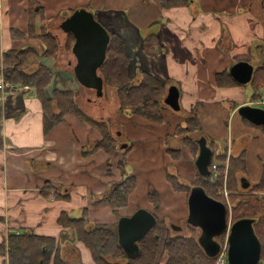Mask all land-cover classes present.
Masks as SVG:
<instances>
[{
	"label": "crops",
	"instance_id": "obj_1",
	"mask_svg": "<svg viewBox=\"0 0 264 264\" xmlns=\"http://www.w3.org/2000/svg\"><path fill=\"white\" fill-rule=\"evenodd\" d=\"M29 1L36 2L42 9L41 17L35 21L38 33L40 27L47 24L57 40L55 24L60 25L71 10L85 5L84 8L94 12L99 23L123 40L129 58L128 71L145 70L157 80H167L178 88L180 110L174 112L164 104L162 124H151L137 116L119 113L113 94L110 95L113 99L108 96L110 101L102 100L101 104L106 108L110 106V113L105 111L98 116L90 111L89 97L93 90L76 86L73 73L60 67L61 49L55 62L42 59L54 77L44 90L46 98L51 97L55 87L60 89L59 85L68 83L72 87L69 90L78 93L75 99L83 112L93 119L109 121L111 136L117 140L118 148L108 155L92 150L100 139L99 132L70 114L44 134L41 105L34 90L21 87L16 93L5 95L0 101V243L16 232L56 237L59 233L56 220L61 212L73 213L79 218L86 209L89 227L117 225L120 217L130 216L128 204L113 209L106 202L105 194L110 184L121 176L117 161L133 146L127 143L128 139L139 138V134L148 140L154 136L165 141L177 140L188 147L192 159L198 155L195 141L203 136L207 143L212 141L211 160L218 166L221 163L215 158L222 153L226 158L230 146L229 160L237 159L243 152L247 155L246 176L237 174L236 189L247 187L242 186L243 181L253 184L259 180L264 162V135L245 123L237 111L240 106L255 102L251 101L252 86L228 83L220 87L214 79L222 72L229 76L230 65L239 61L249 62L258 77L259 72H264V0H87L86 3L84 0H50V4L48 0V7L44 0H0L3 27L0 59L4 51L19 48L21 40L40 49L36 39L25 37L12 42L10 36L13 29L26 31ZM79 3L83 4L77 6ZM6 30L10 40L4 41ZM150 34L155 35L159 46V53L152 57L143 53L141 44ZM175 115L180 117L175 118ZM193 116L200 124L195 131L173 133L177 125L185 124L184 120ZM228 116H231L230 130L225 119ZM187 137L188 142L183 143ZM217 141H223L224 146L214 152L213 144ZM176 151H179L177 158L182 157L178 147L167 152L173 160ZM196 171L192 177L185 176L187 181L195 179ZM180 181L184 184L183 179ZM55 194L61 198L55 199ZM69 242H64L61 248V256L67 264H93L82 244ZM3 261L6 264L1 257L0 264Z\"/></svg>",
	"mask_w": 264,
	"mask_h": 264
},
{
	"label": "trees",
	"instance_id": "obj_2",
	"mask_svg": "<svg viewBox=\"0 0 264 264\" xmlns=\"http://www.w3.org/2000/svg\"><path fill=\"white\" fill-rule=\"evenodd\" d=\"M180 1L181 0H177ZM27 10V26L26 31L21 32L13 29L10 36L13 40L29 38L36 39L40 43V49L33 46L8 49L4 51L0 59V71L6 82L16 84L20 87H27L34 90L41 105L42 113V130L44 134L51 131L56 125L60 124L66 115H73L87 122L91 127H95L100 134V139L95 142L92 150H101L105 154H110L118 148L117 140L112 137L109 122L100 121L89 117L80 109L76 102L77 92L69 89L54 88L50 98H46L44 90L53 81L51 69L47 67L41 60L49 59L55 62L58 58L60 47L55 35L47 28L40 27L38 33V24L36 19L41 17L42 9L36 3L29 1ZM71 10L68 14H70ZM107 32L110 35V43L108 44L105 62L99 69L104 86L106 89L114 91L117 98L119 113L137 116L145 122L151 124H162L164 97L170 83L166 80L161 82L156 77L147 73L145 70L136 69L129 70V58L123 40L113 32ZM74 40L70 34H67L63 49L70 52ZM155 35L150 34L142 39L143 53L152 57L159 53V46L156 44ZM31 67H34L31 69ZM225 72L215 75L217 86L226 87L239 86L230 79ZM250 86H252L251 101H257L264 90V75L256 76V72L251 78ZM223 82V83H222ZM177 85V84H176ZM171 86V85H170ZM245 123L252 128L257 129L264 135V128L255 125L246 118L240 117ZM196 116L185 119V124L177 125L173 133H183L195 131L199 127ZM189 138H184L186 143ZM192 142V141H191ZM212 141H208L210 146ZM131 148V147H130ZM179 151L173 152L177 158ZM125 156L126 151L121 155V159L117 161V168L120 171V178L110 184L105 194V200L113 209L125 207L128 200L134 193L137 181L133 175L125 174ZM246 153H242L237 159L230 158L226 181L224 183V163L225 155H217L215 159L221 163L218 166L219 177L202 178L196 173L195 179L188 186L177 180V177L164 172L165 178L173 192L184 193V201L187 207V199L189 192L194 186H201L206 194L215 200L224 203V198L219 193L223 187L230 192L229 198L232 204V222L242 218L253 219L255 235L261 241L264 247V162L261 167V176L255 181L248 190H237L236 180L237 174L246 173L247 157ZM213 163V162H212ZM211 170V165L209 166ZM225 185H224V184ZM47 196V194H45ZM61 196L55 194V199ZM160 195L153 190L148 194L147 200L156 209L160 205ZM149 211V210H148ZM151 213V212H150ZM155 225L151 230L138 242V251L133 256H127L120 247L117 239L116 224H97L89 227V220L86 209L83 210L79 218L70 217L65 212H61L57 216L56 223L59 226V233L56 237L40 236L31 232L14 233L7 235L0 243V256L8 258V264H67L61 256V248L64 242L80 243L89 252L93 264H214L215 258H208L200 246L198 245L196 236V228L189 225L186 226L187 234H175L167 229L164 218H158L154 213ZM165 231V232H164ZM222 240L221 236L216 237ZM161 247V248H160ZM0 257V258H1ZM261 264L264 261V255L258 260ZM4 262V261H3Z\"/></svg>",
	"mask_w": 264,
	"mask_h": 264
},
{
	"label": "water",
	"instance_id": "obj_3",
	"mask_svg": "<svg viewBox=\"0 0 264 264\" xmlns=\"http://www.w3.org/2000/svg\"><path fill=\"white\" fill-rule=\"evenodd\" d=\"M59 28L64 34H70L74 40L71 53L76 63L72 69L74 79L79 86L95 91L103 96L104 82L99 69L105 62L110 35L99 23L93 12L79 8L73 10L63 20ZM254 68L247 61L232 65L228 74L237 84L244 86L251 82ZM180 92L175 85L167 88L163 103L172 111L180 110ZM241 117L264 128V110L260 107L242 105L237 109ZM198 155L195 158L196 172L202 178L210 175L212 150L207 139L201 136L196 141ZM187 199L186 225L200 231L196 236L198 245L208 258H215L219 252L217 236L226 232L227 210L223 202L210 198L201 186L191 188ZM253 219L242 218L232 222L227 235V264H258L262 252L261 242L255 235ZM155 217L148 210L138 209L130 216L120 217L117 222L118 243L127 256L138 251V242L155 225ZM173 228V227H172ZM180 230V228H177Z\"/></svg>",
	"mask_w": 264,
	"mask_h": 264
},
{
	"label": "rangeland",
	"instance_id": "obj_4",
	"mask_svg": "<svg viewBox=\"0 0 264 264\" xmlns=\"http://www.w3.org/2000/svg\"><path fill=\"white\" fill-rule=\"evenodd\" d=\"M47 1L48 0H44V2L47 3L46 7H48V2L50 4V0L48 2ZM80 1L81 0H79V2ZM84 1L85 2H83V3H86L87 0H84ZM83 3H79V4H77V6L82 5ZM77 6H76V8H77ZM84 6L79 7V8H84ZM27 7H28V5H27ZM79 8H77V9H79ZM23 9L24 8H22L21 10H23ZM85 9H88V8H85ZM74 10H75V8H74ZM60 11H65V10H60ZM60 14H62V12ZM20 26H21V24H20ZM20 26H18V27H20ZM43 27L47 28V24H44ZM54 27L56 29V32H57L56 34L58 35V40H59L60 46H58V47H60V49H61L60 52L62 51L61 59H59V61H61V62L59 65H60V67L68 69V71L72 72V68H73L74 63H75V60H74L75 57L73 56V54L71 52L65 53L63 51L62 46L64 44L65 34H63V31L59 28V23H56ZM2 31H3V27L1 24L0 25V35H1ZM4 33H5L3 35L4 41L10 40L8 37V35H9L8 31L6 30V31H4ZM1 38L2 37L0 36V40H1ZM15 41L12 40V42H15ZM21 41L18 42V44H20L19 48L31 46L30 43L23 44ZM27 42H29V41H27ZM68 61L71 62V65L67 64ZM258 75L263 76L264 72H259ZM75 83H76V81H75ZM68 85L69 84L67 83V85L66 84L65 85H59V87H60V89H72V87L68 86ZM76 86H78L79 88L81 87V86H79L78 83ZM246 87H248V85ZM77 90H79V89H77ZM92 93H93V95L89 97L91 99V102H92V107H90L91 108L90 111H93L98 116L101 113H104L105 111L107 113H110V111H108V109L111 107L108 106L106 108L105 106H102L101 104L103 103L102 100H105L106 102L110 101L108 96L113 99V97L110 95H113L114 91L111 89H108V88L106 89V87L104 86L103 96H101V97L96 96L94 90L92 91ZM85 98L86 97H84L83 99L85 100ZM260 108L264 110V105H261ZM169 112H171V111H169ZM171 113L173 114V112H171ZM174 117L179 118L180 116L175 115ZM230 117L228 116L225 118L227 121V128L229 130L231 128ZM128 123H130V122H128ZM138 136H139V138L128 139L129 141L127 143L129 145H133V146L131 148H129L130 150L126 151V156H125V161H124L125 162V171H126L124 175H133V176H135L136 181H137L136 189L128 200L129 201L128 202V208H129V212H130L129 214L132 215V213H134L138 209H145V210L147 209V210H149V213L150 212L154 213L158 218L163 217L167 223L166 224L167 229H169L171 232H173L175 234L185 235L188 233V231L186 230L187 207H186L185 201L183 199L184 193L171 191V188L168 186L169 184L166 181L164 172H168L171 174H179L180 178H179V176L175 175L177 177V180L180 181L181 179H183L184 184L188 186L192 182L187 181V177H185V176L192 177L194 175V171L196 169L195 165H194L195 159H192V157L190 156L188 147L182 146V144L177 140L173 139L171 141L169 139V140L165 141L164 138H158L157 136H154V138L151 137L152 140H148L147 138H144L141 134H139ZM223 146H224L223 141L215 142L213 144L214 152H216L220 148H223ZM176 147L181 149L182 150L181 152L183 154H182V157L179 156L178 158L173 160V158L167 152L169 149L175 150ZM259 162L262 163L261 159L259 160ZM248 182H247L248 187H246L245 189L244 188H239V189L248 190L247 188H250V186L252 185L250 183V181H248ZM153 190H155L160 195V199H159L160 205L156 209L147 200L148 194L151 193ZM222 197H223V195H222ZM227 202L230 206L227 204ZM224 204L227 206L226 210H227V221L228 222H226V223H228L230 226L232 224L231 223V221H232V210L230 209L232 207V204L230 202L229 197H228V201L224 198ZM69 215H71V214H69ZM73 215L74 214L72 213L71 217ZM73 217H75V216H73ZM114 218H116V216ZM178 227L180 228V230L177 229ZM199 233H200V231L197 229L196 236H198ZM225 235H227V234L221 235L222 240H220V238H218V240L217 239L216 240L221 245V247L226 246V248H227L228 244H227ZM196 236H195V238H196ZM261 248H262V255H264V247H262V244H261ZM226 252H227V249H226ZM3 264H5V261L3 262ZM261 264H264V261Z\"/></svg>",
	"mask_w": 264,
	"mask_h": 264
},
{
	"label": "built area",
	"instance_id": "obj_5",
	"mask_svg": "<svg viewBox=\"0 0 264 264\" xmlns=\"http://www.w3.org/2000/svg\"><path fill=\"white\" fill-rule=\"evenodd\" d=\"M20 89H21L20 86H18L16 84L9 83V82H6L4 80V77L2 76V72L0 71V101L3 100L5 95L16 93ZM263 103H264V94L261 96V98L257 102L252 103V104H254V105H262ZM229 152H230V146H229V149H228V156H229ZM228 156H226L227 159L225 160V163H224L225 164V170H224V176H223L224 183L226 181V170H227L228 161H229ZM217 170H218V165L216 163L212 164L210 172H211L213 178H218L219 177V172ZM219 193L221 195H223V197L228 201V197L227 196L230 193L225 189V187H223V189ZM51 198L54 199L52 196H51ZM227 204H228V202H227ZM226 208H227V206H226ZM229 228H230V226L228 224L226 232H225V234H227V235L229 234ZM14 234L19 235L20 233L16 232ZM227 235H225L226 236V241H227V238H228ZM227 244H228V242H227ZM225 248H226V246L225 247H221V245H220V248L218 249L219 252H218L217 256L215 257V262H214L215 264H226V262H225L226 261V249ZM4 258L6 260V264H8L7 255Z\"/></svg>",
	"mask_w": 264,
	"mask_h": 264
},
{
	"label": "flooded vegetation",
	"instance_id": "obj_6",
	"mask_svg": "<svg viewBox=\"0 0 264 264\" xmlns=\"http://www.w3.org/2000/svg\"><path fill=\"white\" fill-rule=\"evenodd\" d=\"M241 184H242V186H243V187H246V186L248 187L247 183H246V182H244V181H243V182H241ZM247 189H248V188H247Z\"/></svg>",
	"mask_w": 264,
	"mask_h": 264
}]
</instances>
